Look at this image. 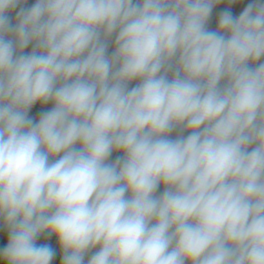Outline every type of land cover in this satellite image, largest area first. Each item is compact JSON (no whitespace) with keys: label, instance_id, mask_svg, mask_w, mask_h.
<instances>
[{"label":"clouds","instance_id":"obj_1","mask_svg":"<svg viewBox=\"0 0 264 264\" xmlns=\"http://www.w3.org/2000/svg\"><path fill=\"white\" fill-rule=\"evenodd\" d=\"M27 2L0 0V264H52L42 236L62 264H264V0L214 30L221 0H35L13 23Z\"/></svg>","mask_w":264,"mask_h":264},{"label":"trees","instance_id":"obj_2","mask_svg":"<svg viewBox=\"0 0 264 264\" xmlns=\"http://www.w3.org/2000/svg\"><path fill=\"white\" fill-rule=\"evenodd\" d=\"M35 2V0H28L27 4L26 5H21V6H18L17 9L13 10L11 13H10V16L12 17L13 19V23L15 22V14H16V11L19 10L20 7H30L33 3ZM216 25H217V21L212 23L211 25H209L208 27L212 30H214L216 28ZM44 105H41L39 103H37L30 111L29 113V116L31 118H34V117H37L39 116V114L41 113V110H42V107ZM177 133L174 132L172 133V136L175 137ZM122 155V153L120 154ZM163 189L162 187L158 190V192ZM6 243H7V233H6V230L3 229V228H0V250L3 249V247L6 246ZM38 244H49L54 252H55V255H54V258H53V261H52V264H62V253H61V250L58 246V242L56 240V238L53 236L51 238H48L46 239L45 237H40V239L37 241Z\"/></svg>","mask_w":264,"mask_h":264},{"label":"crops","instance_id":"obj_3","mask_svg":"<svg viewBox=\"0 0 264 264\" xmlns=\"http://www.w3.org/2000/svg\"><path fill=\"white\" fill-rule=\"evenodd\" d=\"M250 2H251V0H233L232 3H229V0H221V2L213 8V13H212V16H211V18L209 20L208 26L211 25L212 23L218 21V14H219V12L224 11V10H230V11H232V13L235 16H238L243 11L244 7H246L247 4L250 3ZM30 50H31V46H29V48L26 49L25 51L27 52V51H30ZM261 62H264V61H261ZM134 84H135V82H133V85H130V86H134ZM51 107H52L51 104L44 105L42 107L41 112L47 111ZM34 119L35 120H38L39 119V116L34 117ZM120 154L121 153L114 152L112 154V156L110 157V160L114 161L117 156H120ZM160 191H163V189H161ZM93 251H95V250H93ZM90 255H91V253L88 256L85 257V264L87 262V259L90 258Z\"/></svg>","mask_w":264,"mask_h":264},{"label":"built area","instance_id":"obj_4","mask_svg":"<svg viewBox=\"0 0 264 264\" xmlns=\"http://www.w3.org/2000/svg\"><path fill=\"white\" fill-rule=\"evenodd\" d=\"M111 51V47L109 48V52Z\"/></svg>","mask_w":264,"mask_h":264}]
</instances>
